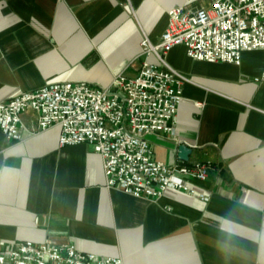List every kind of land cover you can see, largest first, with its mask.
Returning <instances> with one entry per match:
<instances>
[{
    "label": "crops",
    "instance_id": "1",
    "mask_svg": "<svg viewBox=\"0 0 264 264\" xmlns=\"http://www.w3.org/2000/svg\"><path fill=\"white\" fill-rule=\"evenodd\" d=\"M187 0H0V102L53 83L109 87L133 78L153 56L168 11ZM183 75L173 135L148 136L165 165L204 163L190 184L208 197L168 190L136 198L107 186L88 144L59 146L61 129L41 131L22 115L19 140L0 130V251L11 243L72 245L124 264H264L263 51L241 65L198 62L179 46L166 56ZM181 144L192 148L188 162Z\"/></svg>",
    "mask_w": 264,
    "mask_h": 264
},
{
    "label": "built area",
    "instance_id": "2",
    "mask_svg": "<svg viewBox=\"0 0 264 264\" xmlns=\"http://www.w3.org/2000/svg\"><path fill=\"white\" fill-rule=\"evenodd\" d=\"M183 46L194 61L241 65L247 51L264 53V0H187L168 11L160 41L141 42L145 60L136 77L114 76L109 87L91 83H53L0 102V130L19 140L22 115H38L41 131L61 129L59 146L88 144L102 159L109 188L136 198L159 199L172 189L201 200L190 184L204 182V163L168 166L155 159L148 136L173 135L187 79L169 66L167 54ZM256 82H264V67ZM0 264H124L116 257L82 253L72 245L14 242L0 251Z\"/></svg>",
    "mask_w": 264,
    "mask_h": 264
},
{
    "label": "water",
    "instance_id": "3",
    "mask_svg": "<svg viewBox=\"0 0 264 264\" xmlns=\"http://www.w3.org/2000/svg\"><path fill=\"white\" fill-rule=\"evenodd\" d=\"M192 153V148L188 145L181 144L178 148V157L183 162L189 161V156Z\"/></svg>",
    "mask_w": 264,
    "mask_h": 264
}]
</instances>
